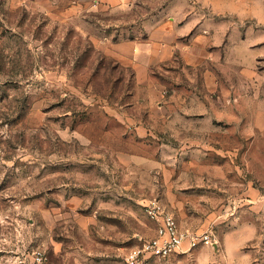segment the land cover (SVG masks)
Returning a JSON list of instances; mask_svg holds the SVG:
<instances>
[{"label":"rangeland","instance_id":"obj_1","mask_svg":"<svg viewBox=\"0 0 264 264\" xmlns=\"http://www.w3.org/2000/svg\"><path fill=\"white\" fill-rule=\"evenodd\" d=\"M154 199L216 241L165 264H264V0H0V264H125Z\"/></svg>","mask_w":264,"mask_h":264},{"label":"built area","instance_id":"obj_2","mask_svg":"<svg viewBox=\"0 0 264 264\" xmlns=\"http://www.w3.org/2000/svg\"><path fill=\"white\" fill-rule=\"evenodd\" d=\"M143 210L156 223V233L133 247L125 256V264L167 261L176 254L216 244L215 236L209 230L195 232L183 228L175 214L160 200L149 201Z\"/></svg>","mask_w":264,"mask_h":264},{"label":"crops","instance_id":"obj_3","mask_svg":"<svg viewBox=\"0 0 264 264\" xmlns=\"http://www.w3.org/2000/svg\"><path fill=\"white\" fill-rule=\"evenodd\" d=\"M197 249V248H196ZM196 249H194V250H196ZM194 250H192V251H194ZM191 251H189V252H182V253H179V254H176V255H186V254H189ZM176 255H174V256H176ZM195 255V259H197L196 261H197V264H199V252L198 253H195L194 254ZM174 256L172 257V258H170L169 260H167V261H160V260H153L152 262H154V263H156V264H165V263H170V262H174L173 260L176 258H174ZM182 257V260H180V262H187V259L186 258H188L187 256H181Z\"/></svg>","mask_w":264,"mask_h":264}]
</instances>
